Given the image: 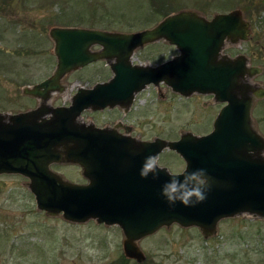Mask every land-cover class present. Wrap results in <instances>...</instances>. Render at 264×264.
<instances>
[{
  "label": "water",
  "instance_id": "obj_1",
  "mask_svg": "<svg viewBox=\"0 0 264 264\" xmlns=\"http://www.w3.org/2000/svg\"><path fill=\"white\" fill-rule=\"evenodd\" d=\"M247 25L239 10L216 15L210 21L182 11L152 29L130 34L51 29L56 43L55 71L33 87H25L24 94L34 95L38 88L62 91L59 80L63 75L102 58L115 57L110 63L114 75L91 88H78L69 106L44 104L11 114L7 120L0 113V173L27 177L39 210L61 213L76 222L97 218L98 222L117 224L125 236V254L137 261L144 255L135 241L164 225H194L208 235L221 218L242 213L264 217V138L252 128L251 99L245 95L249 85L240 82L246 73L245 58L222 55L219 59L224 39H245ZM160 38L176 45L180 54L156 66L131 64L135 48ZM93 44L103 50L91 52ZM249 71L252 75L256 70ZM161 81L184 96L212 93L216 101L226 102L213 130L203 136L185 133L177 141H137L109 128L75 122L86 108L128 104L147 84ZM42 96L47 99L46 94ZM256 96L263 97L264 90ZM47 113L53 116L42 119ZM165 147L182 156L189 172L207 170L211 190L204 202L193 207L179 202L170 206L160 195L162 184L169 179L166 170L155 180L141 178L144 158L158 155ZM63 161L82 166L88 183L68 182L50 169L51 163Z\"/></svg>",
  "mask_w": 264,
  "mask_h": 264
},
{
  "label": "rangeland",
  "instance_id": "obj_2",
  "mask_svg": "<svg viewBox=\"0 0 264 264\" xmlns=\"http://www.w3.org/2000/svg\"><path fill=\"white\" fill-rule=\"evenodd\" d=\"M230 10L241 12L250 32L244 41L226 42L221 54L244 56L247 65L259 67L261 72L248 81L264 87V0H0V113L7 120L11 114L41 106L40 98L24 94L23 89L56 68L48 34L53 27L136 33L180 11L210 19ZM176 53L166 41L157 40L137 48L131 61L156 66ZM111 74L105 60L75 68L61 77L62 91L51 92L44 103L67 106L78 88H90ZM221 106L212 94L184 96L160 83L137 93L127 114L112 106L83 112L79 120L116 130L123 127L124 133L139 140L156 137L168 142L185 132L208 133ZM251 116L253 128L264 138V98L254 101ZM157 156L167 169L184 168L168 147ZM51 169L64 180L86 183L75 164L56 163ZM28 182L19 174H0V264H122L120 228L93 219L68 222L61 214L40 211ZM137 244L144 259L129 264H264V217L243 213L223 218L205 236L198 227L173 223Z\"/></svg>",
  "mask_w": 264,
  "mask_h": 264
},
{
  "label": "clouds",
  "instance_id": "obj_3",
  "mask_svg": "<svg viewBox=\"0 0 264 264\" xmlns=\"http://www.w3.org/2000/svg\"><path fill=\"white\" fill-rule=\"evenodd\" d=\"M187 169H165L157 155H148L144 158L139 174L141 178L147 179L151 176L155 180L159 178L160 171L166 170L169 179L162 184L160 195L170 206L179 202L185 207H193L207 199L211 183L206 169L197 168L191 172Z\"/></svg>",
  "mask_w": 264,
  "mask_h": 264
},
{
  "label": "flooded vegetation",
  "instance_id": "obj_4",
  "mask_svg": "<svg viewBox=\"0 0 264 264\" xmlns=\"http://www.w3.org/2000/svg\"><path fill=\"white\" fill-rule=\"evenodd\" d=\"M50 36V35H49ZM50 39L52 40V38H51V36H50ZM53 41V40H52ZM165 41V40H164ZM96 47H95V49H98L99 47L97 46V45H95ZM172 46V45H171ZM250 66V65H249ZM250 67H253V68H255V66H250ZM256 68L257 69H259V71H258V73H260L261 72V69L259 68V67H257L256 66ZM257 73V74H258ZM256 74H254V75H251V76H248L250 79H251V81H252V78L255 76ZM258 90V88H257V84H256V86L255 85H253V87L251 86L250 88H248L247 90H246V92H245V94H246V97H249V98H251V97H255L254 96V92L255 91H257ZM40 91H42V90H40ZM47 94H49V93H47ZM36 98H39V97H36ZM256 100V99H255ZM133 104V103H132ZM132 104L130 105V106H118V107H120V108H122L123 110H126L127 112H126V114L129 112V108L130 107H132ZM108 108V107H107ZM91 112V111H94V110H91V109H89V110H87V111H85V112ZM95 111H98V110H95ZM122 127V126H121ZM114 129V128H113ZM117 133H119V134H122V135H126V136H132V135H129V134H126V133H124V132H127V131H125V129H123V127H122V129L121 130H116V129H114ZM124 131V132H123ZM62 149V148H61ZM123 240H121V242H122ZM121 248H122V254L120 255V257L122 258L121 260H120V262L122 263V264H129L133 259H130V258H127L124 254H123V245H122V243H121Z\"/></svg>",
  "mask_w": 264,
  "mask_h": 264
},
{
  "label": "bare ground",
  "instance_id": "obj_5",
  "mask_svg": "<svg viewBox=\"0 0 264 264\" xmlns=\"http://www.w3.org/2000/svg\"><path fill=\"white\" fill-rule=\"evenodd\" d=\"M242 80L240 79V82H241Z\"/></svg>",
  "mask_w": 264,
  "mask_h": 264
}]
</instances>
